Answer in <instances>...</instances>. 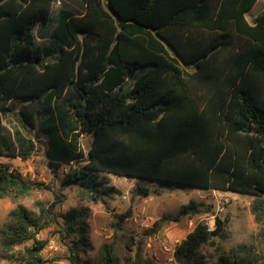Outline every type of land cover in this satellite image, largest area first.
Returning <instances> with one entry per match:
<instances>
[{"label":"trees","instance_id":"1","mask_svg":"<svg viewBox=\"0 0 264 264\" xmlns=\"http://www.w3.org/2000/svg\"><path fill=\"white\" fill-rule=\"evenodd\" d=\"M257 1L82 0L81 14L60 9L52 22L53 0H0V156L25 160L34 148L3 122L19 103L30 127L33 108L43 111L37 131L46 136L55 170L80 162L79 138L92 135L85 164L62 182L92 202L115 192L102 174L169 190L264 197V11L252 24L245 19ZM50 22L49 46L37 45L35 27ZM136 190L149 194L141 184ZM27 191L20 175L0 163V199ZM57 200L38 204V215L21 205L10 213L1 238L5 259L44 264L40 252L48 242L36 236L55 225L72 240L69 260L78 264L73 251L87 248V225L76 209L59 223ZM252 212L257 218L264 202L254 201ZM200 213L190 201L162 219ZM130 214L119 216V228ZM225 223L216 218L212 230L198 224L176 246L175 263L200 264V247L225 238ZM27 242L24 254L10 253ZM257 261L225 255L218 264ZM94 264H118L112 245L102 247Z\"/></svg>","mask_w":264,"mask_h":264},{"label":"rangeland","instance_id":"2","mask_svg":"<svg viewBox=\"0 0 264 264\" xmlns=\"http://www.w3.org/2000/svg\"><path fill=\"white\" fill-rule=\"evenodd\" d=\"M69 5V8L81 13L80 3L71 1ZM258 9H264V0H258L251 10L250 17L254 16ZM56 11L58 14L59 6L54 0L52 22L57 19L54 17ZM252 20L249 18V22ZM53 26L50 22L43 35L37 34V45L49 46ZM37 32L38 28L34 33ZM131 84L132 80L128 79L125 88H130ZM22 105L14 103L11 111L3 117V122L12 131L18 130L23 137L31 140L34 148L25 160L0 156V163L9 164L28 187L23 196L0 199V264H15L5 259L6 252L1 246V238L10 221V213L21 205L38 215V204L48 206L58 201L57 199L60 202L56 204L54 212L59 223H62V217L68 211L76 209L82 213L87 225V248L84 251H73L77 255L78 264H94L104 245H112V254L118 259V264H136L137 253L138 264H176L173 258L176 246L198 224L205 225L210 230L214 229L216 218L226 222L225 238H211L200 247V264H218L220 257L225 255L233 258L253 255L258 259L254 264H264V212H259L257 218L252 212L254 201L264 202V197L256 198L198 188L180 187L169 190L156 182L102 174L101 177L108 182L107 187L115 192L101 202H92L83 198L76 186L62 184L67 172L85 164L92 135L83 133L79 138L80 147L84 152V158L80 162L55 170L47 162L46 136L37 131L40 121L44 118L43 111L33 108L34 127H30L20 114ZM138 184L149 189L148 196L137 192ZM190 201L199 204L202 213L183 217L179 222H167L162 219L165 215H175ZM128 210L131 214L119 228V216ZM36 237L48 242L40 252L44 264H71L69 253L72 240L65 238L58 227L52 225ZM30 245L31 242H27L17 246L10 253L18 257L24 254L25 247Z\"/></svg>","mask_w":264,"mask_h":264},{"label":"crops","instance_id":"3","mask_svg":"<svg viewBox=\"0 0 264 264\" xmlns=\"http://www.w3.org/2000/svg\"><path fill=\"white\" fill-rule=\"evenodd\" d=\"M71 1H77L78 3H80V5H79V8H80V12L82 13L83 12V9H84V5H83V2H82V0H60L59 1V4H58V6H59V10L60 9H67V10H70V11H72V12H74V13H76V14H79L77 11L75 12L73 9H71V8H69V6H71V5H69V3ZM53 3H54V0H53ZM256 3H258V1L256 2ZM63 5V6H62ZM69 5V6H68ZM256 5V4H255ZM254 5V6H255ZM253 6V7H254ZM52 7H53V4H52ZM253 9V8H252ZM251 9V10H252ZM248 11L246 14H245V19L247 20V22L249 23V24H252V22H249V18L250 19H254L258 14H259V12L260 11H263V10H261V9H258L257 11H256V13H255V15L254 16H251L250 17V15H252V11ZM80 13V14H81ZM57 16V11L55 12V16L54 17H56ZM52 17V9H51V12H50V18ZM53 25H55L54 23H52ZM47 25H49V24H47ZM47 25H37L36 27H35V29L36 28H38V32L35 34L34 33V31H35V29H34V31H33V34H34V36H35V41H37V40H39V38L37 37V34L38 33H41V34H44V30H45V28H47ZM54 27V26H53ZM52 30H53V28H52Z\"/></svg>","mask_w":264,"mask_h":264},{"label":"built area","instance_id":"4","mask_svg":"<svg viewBox=\"0 0 264 264\" xmlns=\"http://www.w3.org/2000/svg\"><path fill=\"white\" fill-rule=\"evenodd\" d=\"M59 1H60V0H56V3L59 4Z\"/></svg>","mask_w":264,"mask_h":264}]
</instances>
